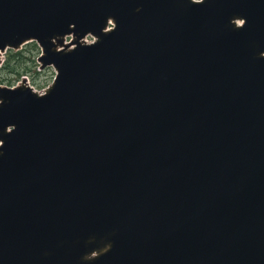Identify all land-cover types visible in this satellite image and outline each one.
<instances>
[{
	"label": "water",
	"instance_id": "obj_1",
	"mask_svg": "<svg viewBox=\"0 0 264 264\" xmlns=\"http://www.w3.org/2000/svg\"><path fill=\"white\" fill-rule=\"evenodd\" d=\"M28 42L56 75L0 86V264H264V0H0Z\"/></svg>",
	"mask_w": 264,
	"mask_h": 264
},
{
	"label": "rangeland",
	"instance_id": "obj_2",
	"mask_svg": "<svg viewBox=\"0 0 264 264\" xmlns=\"http://www.w3.org/2000/svg\"><path fill=\"white\" fill-rule=\"evenodd\" d=\"M91 41L90 36L85 39L86 43ZM40 55L41 49L35 42H28L18 50H6L0 55V85L15 87L25 82L36 92L43 93L52 84L56 72L52 66L41 68Z\"/></svg>",
	"mask_w": 264,
	"mask_h": 264
},
{
	"label": "trees",
	"instance_id": "obj_3",
	"mask_svg": "<svg viewBox=\"0 0 264 264\" xmlns=\"http://www.w3.org/2000/svg\"><path fill=\"white\" fill-rule=\"evenodd\" d=\"M15 57V56H14Z\"/></svg>",
	"mask_w": 264,
	"mask_h": 264
}]
</instances>
